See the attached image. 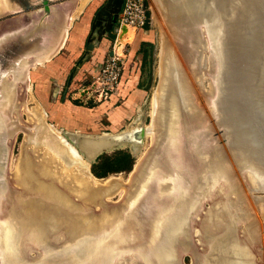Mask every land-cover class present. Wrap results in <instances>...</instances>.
<instances>
[{
    "label": "water",
    "instance_id": "95a60500",
    "mask_svg": "<svg viewBox=\"0 0 264 264\" xmlns=\"http://www.w3.org/2000/svg\"><path fill=\"white\" fill-rule=\"evenodd\" d=\"M194 1L197 0H167L169 7L180 6L183 16L175 21L170 11L164 21L172 35H176L180 58L187 64L190 62L187 56L195 58L194 49L208 41L213 64L210 65L212 83L216 87L211 104L206 103L211 120L195 103L186 71L168 45L171 64L163 85L160 132L134 174L135 183L130 187L127 201L115 205L103 203L109 209L120 207L107 226L94 232L82 231L55 215V219L43 215V220H49L42 221L43 228L37 229L34 220L12 204L10 196L16 190L9 185L6 171L11 149L8 140L12 136L7 131L13 121H8L6 111L1 112V116L5 113L3 135L6 138L0 141V264H122L121 261L123 264H145L138 255L154 245L159 246L155 251L163 245L169 256L152 261L185 264L184 259L189 257L191 264L193 256L197 257L202 251L192 229L196 220L194 213L203 212L204 202L210 200L201 199L207 181L218 175L217 171L212 172L213 162L222 163L228 174L246 182L237 165L239 158H245L251 162L250 167L264 175V0H198L202 2L199 13L190 7ZM74 2L1 0V99H6L4 94L14 89V84H19L21 90L28 88L29 69L43 66L53 57V50L69 28ZM122 4L123 0H107L106 6L113 7L112 13L117 14ZM195 12L199 16L193 18ZM102 14L107 16L108 12L105 10ZM8 77L14 82H9ZM25 91H18L21 101H25ZM16 122L19 123L15 120L14 124ZM20 130L26 132L23 128ZM81 138L83 141L89 139L88 136ZM67 141L78 153H86L82 149L83 141L79 144L72 136ZM241 146L247 149L241 148L243 154L237 156L236 150ZM209 159L212 161L210 167ZM140 171L146 172L141 174ZM245 184L252 197L254 190L247 182ZM255 192L264 193V190ZM194 200L199 206L192 213L190 205ZM89 210L90 216L95 218L97 212ZM252 219L256 223V219ZM256 227L258 229L257 224ZM240 234L235 231V240H230V244L238 243L242 238ZM157 237L161 240L157 241ZM227 242L229 240L224 239L222 244L215 246L210 261L204 264L235 261L232 259L236 258L235 251L222 247ZM182 248L192 257L183 253ZM220 252L226 255L219 258ZM105 253L110 256L101 259ZM195 257L197 264L200 255Z\"/></svg>",
    "mask_w": 264,
    "mask_h": 264
},
{
    "label": "bare ground",
    "instance_id": "6f19581e",
    "mask_svg": "<svg viewBox=\"0 0 264 264\" xmlns=\"http://www.w3.org/2000/svg\"><path fill=\"white\" fill-rule=\"evenodd\" d=\"M74 1L75 2L70 12L71 15L69 26L72 24L76 9L82 0ZM154 1L156 6L158 7L159 12L161 13L163 21L164 18L169 15L170 11L172 14V18L175 21H178V19L183 16V13L180 12V6L169 7L167 4V0ZM201 1H194V3H191V6H189L191 7V9L196 10V12L199 13L198 10H200L199 8L201 7ZM1 11L2 3L0 0V12ZM196 12L193 18L199 16ZM164 23L166 24L165 21ZM68 30L64 31L63 38L58 41L57 47L53 50L52 54L56 55L57 51H60L61 48L64 47L68 35ZM161 42V54H159L160 64L158 68L159 78L157 89L154 91L151 102L152 123L151 125H149L150 129H148L147 126H144L143 128L135 126L131 127L129 130L121 134H103L101 136L87 135L89 139L87 141H83L81 144L82 149L87 153H85L87 155L86 160L83 159L82 156L77 152L76 148L67 141L68 138H71L70 136H67L66 138V134L64 135L63 132L61 133V136L56 134L55 131H53V129L45 123V120L42 118V114H40V112L36 109L29 108L26 101L20 100L21 97H18V100H20V102L12 106L11 110L13 117L15 116L14 119L19 123L17 124L16 122V124H14V120V122L10 124V127H8L9 130H6L8 133H10V135L12 133V136H10V142L13 143L15 136L19 133H22V131L20 130L21 128L26 130V132H24L25 134L23 133L25 135V144H22V153L20 158H18L16 165L14 164L12 159H10L8 167V173L10 177L9 180L13 188H15L16 190V192L14 191V195L10 196L12 198L11 202L12 204H16V207L23 215H26L27 217H29V219L34 220V224L37 229H39L40 226L43 228L42 221L49 220V218L43 220L45 218L43 215H48V217L50 216L53 219H55L53 216L55 215L66 220L67 223H72L73 227H80L82 231L88 230L90 232H94L100 227L102 228L107 226V224L113 218H115V216H117L120 211V207H112V209H109L104 207L103 203L108 202L116 204L118 202H121L120 204H124V202L129 198L128 195L130 187H133L135 183V181H133L135 176L134 174L139 170L148 150L154 144L156 135L160 132L161 129L159 120L161 119L162 114L161 102L163 96V85L165 82L167 69L171 64L170 62H168L169 57L167 49L169 46L166 39V33L163 34V39L161 40ZM198 48L204 49V51L205 49L207 51H210L208 41H206V43H200ZM212 58L216 57L212 56ZM193 59L190 54L187 56V60L190 61L189 65L191 67V71L192 73H194L193 77L198 84H202L201 82L206 80L207 76L209 78V74L207 73V71L209 69L211 71L210 65H213L211 64L212 61L210 60L209 54L204 58V60L199 57L200 62L203 64V70L199 75L196 71V69L200 68L199 59L198 61L195 60V58ZM209 81L210 87L208 92H205V88L204 92H202L203 97L207 101L206 103L208 105L211 104L210 100L213 99L216 88L210 78ZM24 90H26L25 93L27 94V92H29L30 90V87H26V89L24 88ZM24 90L19 89L20 92H23ZM185 100L188 99L186 98ZM3 107H5L4 109L6 110V106ZM23 113H26V115H28L27 121L22 119V117H24ZM0 136L4 137L3 134ZM5 138L6 137H4V139ZM147 139H149L148 143H146ZM122 143H146L143 152L138 156L133 171L129 174V177L127 179H122L117 176H110L108 178H96L91 173V171L89 172L93 179L99 180V182L87 178L86 175L84 176L83 168H87L86 164H90V161L100 153L107 152L117 147L119 148L120 144ZM41 147H45L47 151L44 153V155L39 156L35 153L37 152L36 149H41ZM241 148L247 149L245 146H241L239 150H236L237 156L243 154L240 151ZM41 151L43 150L41 149ZM239 160L240 163L238 162L237 165L240 167L239 170L240 172H242V177L244 178V180H246V182L252 187L254 191L264 190V175H261L260 171H258L257 168L250 167L251 162L249 160L245 158H239ZM84 161H86L87 163H84ZM208 162V165L210 167V165L212 164L210 162L212 161L209 159ZM213 163L214 164L212 166V172L217 171L216 175H218L214 180L209 181L208 179L206 187L201 194V199H210L209 205L207 208L202 209L203 212L197 210V214L196 212L194 213V215H196V220L193 223L194 228L192 229V234L194 236L196 244L200 246V249L202 251L199 254L200 258L199 255L197 257L193 256V261L191 264H195L194 257L199 258V262H197V264L208 263V261H210V254L215 251V246L217 247L218 244H222L224 239H226V241L229 240V242L225 243L222 247L229 251L234 250L236 254V258H232L235 261H232L230 264H254V260L256 257V254L254 253L256 251H253V248L256 244L258 229L252 219L254 216L250 213L251 207L248 202L247 195L244 191L245 187L243 185V181L241 179H235L234 176L228 174V170H225V167L222 166V163L218 161H215ZM12 167H15V174H12L14 178H12L11 176ZM141 172L144 173L146 171H140L139 173ZM226 174L228 175L226 176ZM232 188H236V191L233 192H236L235 196L237 198L231 201L227 195L231 193ZM117 192L119 193L118 196L120 200L117 202L110 201L111 198H114L113 196L118 194ZM213 198V204H219L223 201L229 202L230 200V202L236 203V205V201H239V206H235L231 211H229V216L227 218L228 220L224 218L225 220H227L224 222V224L214 222L209 227V222H211L212 220H210L207 215L209 214L208 212L211 209V202H213ZM240 202H243L244 206H242V209L239 212L241 204ZM253 202L258 208L264 210V197L253 198ZM190 206H192L191 212L192 210L194 212L199 206L198 201L194 200ZM91 208L95 210V212H97L95 218L90 216L89 209ZM261 210L260 212H262ZM214 211L216 212V210ZM88 216H90L92 219ZM217 216H221V214H217ZM237 224L241 225L242 238L238 243L235 241L237 245L235 243L230 244V240L232 242L235 240L233 238V235L235 226ZM159 240L161 239L157 237V241ZM158 247L154 245V247L148 249L146 252L139 253L138 259H140V261L142 260V262L145 264H159V260H157L156 262L152 260L164 258L165 256L169 255L168 251H165V247L163 245L161 248H159V250L155 251V249ZM153 249L155 252L152 253L151 251ZM182 252L190 254V252L188 250H185L184 248H182ZM105 254V256H101L100 258L106 259V257L108 258L110 256L109 253ZM223 255H226V253L220 252L218 257L221 258ZM132 256L133 255H131V257ZM190 257H192L191 254ZM131 260L132 259L130 258L127 261L129 262ZM101 261L103 260H100V262ZM166 262L167 260H164L163 263ZM121 263L123 264L124 261H121Z\"/></svg>",
    "mask_w": 264,
    "mask_h": 264
},
{
    "label": "rangeland",
    "instance_id": "374dc122",
    "mask_svg": "<svg viewBox=\"0 0 264 264\" xmlns=\"http://www.w3.org/2000/svg\"><path fill=\"white\" fill-rule=\"evenodd\" d=\"M106 4L107 0L81 1L76 9L74 20L69 26L68 35L64 47H62L61 50L43 66H36L30 70L28 79V87H30V90L24 97L27 106H29V108L31 109L38 110L40 114H42V118L45 120V123L49 125L56 134L61 136V133L64 132L68 137L72 136L74 139H76L77 143L79 144H81V141L84 140L81 138V136H101L103 133L119 134L122 132H126L131 127L135 126L142 128L144 126H147V128L150 129L149 125H151L152 123L151 102L154 91L157 89L159 78L158 68L160 64V48L162 46L161 40L163 39V34L166 33V39L169 47L177 54L186 71L187 78L189 79V84L194 91L195 103L199 107H201L204 112L208 114V116H210L207 109L206 100L203 97L202 92H204V88L205 92H208L209 90V78L212 81L211 71L210 69L207 71V73L209 74V78L207 76V79L201 82L202 84H198L196 82L195 78L193 77L194 73H192L191 67L189 68L190 62L188 61L189 63L187 64L186 62H183L181 60L179 51L176 47V45L178 44V39H176V35H172L170 29L164 23L161 13L159 12L158 7L155 4V1L146 0V4L150 7L148 28L144 29L143 31L123 29L126 34L124 35L123 33L122 35H120L117 38L116 43V35H114L113 33L111 34V36L113 35L114 38L111 39L112 43H110L106 40L107 37L104 33L105 29L102 30L103 26L107 23V17H105V15L102 13L106 10L108 14H114L111 11L113 7H107ZM98 12L102 13L98 14ZM120 14L121 10L117 14H114V17L112 16L113 19L109 21L108 24L111 23V26L114 25V28L117 27V21ZM140 41L147 42L153 45L152 59H148V63L145 65L141 64L142 58L138 51L137 53L135 52V48H138ZM113 48L115 50L117 49L119 54L125 56L126 67H124L123 70L125 74L122 72V83L118 85L111 97L106 101H100L99 103L85 101L83 98L81 99L82 101L72 100L70 98V95H68V92L75 86H78L82 83L88 85L90 82H92L96 76L97 71L101 67V64L107 59V54L109 52L111 53V51H113ZM194 50L196 53L195 60L197 61L199 57L204 60V58L209 54V51H207L206 49L204 51V49L196 47V49ZM199 66L200 68L196 69V71L200 75L203 70V64L200 62ZM138 72L141 76L140 84L143 85V90L138 86L136 88H133L131 87V85H129L132 77H136ZM139 90L142 92H137ZM17 101L19 100L17 99ZM23 116L24 117H22V119L27 121L28 115H26V113H23ZM13 118H15V116ZM108 118H111L112 120H114V122H109ZM10 121L14 122V120ZM216 129L217 128H215V130ZM24 138L25 135L23 133H19L15 136L13 143H10L11 140H8L9 144H11V149L8 156L6 178L11 187L13 186L11 185V182L9 180L10 177L8 173L10 159H12V161L16 165V162L18 161V158H20L22 153V144H25ZM219 140H221L220 137ZM148 141L149 139H147L146 143H148ZM146 143H122L120 144L121 147L119 146V148L117 147L115 149L102 153L108 156H114L118 152L128 153L130 155L129 160H132L133 162L130 172L121 171L112 173L108 174L105 178H108L110 176H117L122 179H127L129 177V174L133 171L138 156L143 152ZM41 149L43 151H41ZM41 149H36L37 152L35 154L39 156L44 155L47 150L45 147H41ZM79 154L83 159H87V155L85 153ZM97 158H95L90 164H86L87 168H83L84 176L86 175L87 178H90L92 180L95 179H93L89 171H91L92 165L97 163ZM228 158H230L229 154ZM84 163L87 162L84 161ZM14 169L15 167H12V178H14L13 175L15 174ZM95 181L99 182V180ZM243 182L244 185L246 182ZM233 191H236V188H232L231 193L227 195L231 201L237 198L235 196L236 192ZM244 191L247 195V199L251 207L250 212H252V214L255 216L253 218L257 220V225H259L260 227V235L256 239L259 243L257 245H260V247L258 249V247H256L257 245H255L253 248V251H256L254 253L256 254L254 261L255 264H264V210L258 208L253 202V198L264 197V193L252 191L251 197L246 188H244ZM118 195L119 193L113 196L114 198H111L110 201H119L120 198ZM230 200L229 202L223 201L219 204H213V198V202H211V209L208 212L209 214L207 213V216L210 218V220H212L211 222H209V227L214 222L224 224V222L228 220L227 218L229 216V211H231L235 206H239V201H236V205V203L230 202ZM106 203L115 205L108 202ZM120 203L118 202L116 204ZM240 203L241 204L239 212L241 211L242 206H244L243 202ZM208 205L209 201L204 202V209L207 208ZM214 210H216V212ZM260 210L262 212H260ZM217 214H221L222 217L217 216ZM224 218L227 220H225ZM240 231L241 225H239L238 227V234H240ZM184 263L189 264V258H185Z\"/></svg>",
    "mask_w": 264,
    "mask_h": 264
},
{
    "label": "built area",
    "instance_id": "2783aa9c",
    "mask_svg": "<svg viewBox=\"0 0 264 264\" xmlns=\"http://www.w3.org/2000/svg\"><path fill=\"white\" fill-rule=\"evenodd\" d=\"M149 9L146 0H123L117 27L114 28L115 43L120 35L126 34L123 29L143 31L148 23L147 13ZM125 65V56L113 48L111 55H108L105 62L101 64L94 80L88 84L90 86L82 83L70 90L68 95L72 100L82 101L83 98L85 101H92L93 103L106 101L116 90Z\"/></svg>",
    "mask_w": 264,
    "mask_h": 264
},
{
    "label": "trees",
    "instance_id": "16d2710c",
    "mask_svg": "<svg viewBox=\"0 0 264 264\" xmlns=\"http://www.w3.org/2000/svg\"><path fill=\"white\" fill-rule=\"evenodd\" d=\"M148 23L145 28H148L149 24V12L147 13ZM138 53L142 57V65L147 64L148 59H152L153 45L147 42L140 44ZM143 68V67H142ZM138 87L142 89L143 85L138 84ZM130 155L128 153L118 152L114 156H108L102 154L97 158V163L92 165L91 173L96 178H105L108 174L117 173L121 171L130 172L132 169V160H129Z\"/></svg>",
    "mask_w": 264,
    "mask_h": 264
},
{
    "label": "flooded vegetation",
    "instance_id": "af4514ba",
    "mask_svg": "<svg viewBox=\"0 0 264 264\" xmlns=\"http://www.w3.org/2000/svg\"><path fill=\"white\" fill-rule=\"evenodd\" d=\"M112 16L114 17V14H108L107 16H105V17H107V23L103 26V29H102V30L105 29V32L104 33H105V36L107 37L106 40L108 42H110V43H112L111 39L114 38L113 35L111 36L112 33L114 34V25L111 26V23L108 24V22L113 19ZM107 27H108V29H107ZM108 55H110V52L107 54V56ZM30 70H31V68L29 69V73H30ZM8 80H9V82H14L13 78L8 77ZM19 88H20L19 84H17V85L14 84V89H10L8 93L4 94V95L7 96V97L5 96V98H6L5 100L1 99L2 98L1 96L2 95L0 96V135L4 134V131L3 130L5 129L4 128L5 117H4V115L1 116V112L3 114V112L6 111V113L8 114V117H9V119H8L9 122H10V120H14L11 108H12V106L15 103L18 102L16 99L20 96V93L18 92L19 91ZM3 106H6V110L4 109L5 107H3ZM1 139H3V136H0V141H1ZM0 144H1V142H0ZM254 224L255 225L258 224L257 223V220H256V223L254 222ZM257 226H258V235H260V227H259V225H257ZM235 231L238 232V227H235L234 233H235ZM240 233H241V231H240ZM263 235H264V231H263ZM256 247H258V245ZM259 247H260V245H259ZM186 258L188 259L189 257H186ZM189 264H190V258H189Z\"/></svg>",
    "mask_w": 264,
    "mask_h": 264
},
{
    "label": "crops",
    "instance_id": "0c3cea01",
    "mask_svg": "<svg viewBox=\"0 0 264 264\" xmlns=\"http://www.w3.org/2000/svg\"><path fill=\"white\" fill-rule=\"evenodd\" d=\"M139 33H140V32H139ZM141 41H143V40H141ZM141 41H140V43H139L138 48H137V47L135 48V49H136V50H135L136 53H137V51H138L137 49H139V47H140V44L143 43V42H141ZM141 58H142V57H141ZM128 61H129V60H128ZM125 67H126V65H125ZM123 73L125 74V72H123ZM140 77H141V76H140V73L138 72V74L136 75V77H134V78L132 77V80L129 82V85H131V87H133V88H136V87L138 86V84L140 83V81H141V80H140ZM121 79H122V77H121ZM123 79H124V76H123ZM121 83H122V80H120L119 84H121ZM119 84H118V85H119ZM117 87H118V86H117ZM133 88H132V89H133ZM142 90H143V89H142ZM137 92H142V91L139 90V91H137ZM108 121L111 122V123L114 122V120H112L111 118H108ZM113 125H114V124H113ZM103 134H111V133H103ZM103 134H102V135H103Z\"/></svg>",
    "mask_w": 264,
    "mask_h": 264
}]
</instances>
